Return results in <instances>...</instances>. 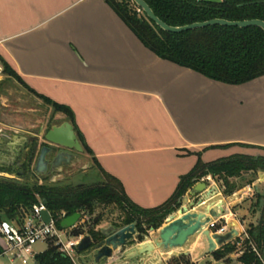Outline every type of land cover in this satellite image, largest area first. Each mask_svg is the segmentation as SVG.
<instances>
[{
    "label": "crops",
    "instance_id": "obj_1",
    "mask_svg": "<svg viewBox=\"0 0 264 264\" xmlns=\"http://www.w3.org/2000/svg\"><path fill=\"white\" fill-rule=\"evenodd\" d=\"M0 58L34 96L70 109L74 122L61 114L90 152L84 151L144 209L169 201L182 177L198 164L199 154L206 164L264 155V77L228 85L163 60L105 0H0ZM227 145L234 146L223 147ZM203 179L220 193L192 212L207 213L210 206L239 233H247L250 225L241 211L256 209L253 200L264 186V172L231 195L211 175ZM195 185L182 198L183 205ZM250 186L255 190L251 196H235ZM168 219L155 232L151 228L143 242L155 241ZM208 247L198 234L182 249H156L133 261L115 252L101 264H170L181 256L192 264H242L237 252L229 262H217ZM6 249L0 235V264H14L13 258L2 263L10 256Z\"/></svg>",
    "mask_w": 264,
    "mask_h": 264
},
{
    "label": "trees",
    "instance_id": "obj_2",
    "mask_svg": "<svg viewBox=\"0 0 264 264\" xmlns=\"http://www.w3.org/2000/svg\"><path fill=\"white\" fill-rule=\"evenodd\" d=\"M105 1L145 47L163 60L228 85H243L264 77V31L259 27L210 26L179 34L170 33L151 21L133 0ZM144 1L159 19L172 27L215 19L264 21V0ZM0 64L6 78L15 79L27 88L21 77L6 61L0 58ZM37 97L51 105L57 113L66 114L69 120L74 122V115L69 108L40 95ZM77 138L83 149L90 152L80 134ZM232 146L234 145L223 147ZM37 147V143L31 147L19 171L6 169L10 174H20V179L0 178V221L21 224L23 219L19 217V212L23 208L30 213L35 206L43 205L61 228L60 224L66 217L80 213L82 218L72 230V235L90 237L94 245L104 240L99 227L106 221L105 210L110 207L120 212L113 226L119 228L135 224L139 234L138 240L143 242L149 230L161 228L165 220L181 206L182 198L189 189L205 176L211 175L217 179L225 194L231 195L239 188L237 189L230 179L243 178L249 174L251 180L247 185H250L256 180L259 172H264V155L259 157L235 155L206 164L199 154L198 164L190 174L182 177L173 197L158 208L144 209L128 197L122 183L105 172L96 159L94 161L104 178L103 182L72 184L68 183L67 178L57 180H52V176L34 178L30 157L36 152ZM262 150L264 151V148ZM247 233L249 239L243 244L244 254L239 257V262L263 264L257 252L262 254L264 251V218L261 225H250ZM239 243L240 240L236 239L220 247L212 254L213 258L217 262H229L231 254L238 250ZM90 252L92 250L82 253L77 251V255L79 257ZM35 262L36 264H74L55 244H51L43 253L37 254ZM101 263L102 261L97 264ZM170 264L192 263L186 256H181L172 259Z\"/></svg>",
    "mask_w": 264,
    "mask_h": 264
},
{
    "label": "water",
    "instance_id": "obj_3",
    "mask_svg": "<svg viewBox=\"0 0 264 264\" xmlns=\"http://www.w3.org/2000/svg\"><path fill=\"white\" fill-rule=\"evenodd\" d=\"M133 1L140 10L146 13L151 21L170 33L179 34L210 26L259 27L264 31V21L262 20L227 21L215 19L182 27H172L159 19L144 0ZM38 137H40V134H38ZM44 139V145L39 146L38 144L36 152L31 154L32 171L36 179L42 176H52V180H55V175L63 168L71 167L78 161V154L83 153L84 149L77 138L74 127L68 122L52 127L45 134ZM27 143L28 138H23L0 145V154L10 160V166L15 164L18 168H21L31 148V144ZM20 177V174L16 175L17 179H20ZM0 178L5 177L0 175ZM219 193L220 191L218 190L211 191L207 182H197L189 192L191 200L189 201V198H187L185 205L181 204L169 216L167 225L158 231V238L155 241L139 242L136 246H133L138 241L139 236L135 224L119 228L111 226L102 230L104 240L101 243L94 245L90 237H85L78 246L77 251L82 253L93 250L96 263L113 258L115 252H121L128 261H133L142 256H152L156 249H182L191 238L201 234L208 243V254H213L220 247L235 240L239 236V232L234 229L224 235L212 234L207 225L212 218L219 217L221 214L210 206L207 207V213H197L192 212V210L211 202ZM19 217L22 219L26 217L24 208L19 212ZM41 218L44 223L49 224L51 222L50 212L44 209L41 212ZM81 218L82 215L80 213L73 214L66 217L61 222L60 227L63 230L73 229L78 225ZM258 225H261V221L258 222ZM153 231L155 232L156 230L153 229Z\"/></svg>",
    "mask_w": 264,
    "mask_h": 264
},
{
    "label": "rangeland",
    "instance_id": "obj_4",
    "mask_svg": "<svg viewBox=\"0 0 264 264\" xmlns=\"http://www.w3.org/2000/svg\"><path fill=\"white\" fill-rule=\"evenodd\" d=\"M206 1L220 2L221 0ZM63 117V114L57 113L51 105H48L44 100L34 96L19 81L4 77V82L0 86L1 133L7 134L15 140H21L23 138H29L34 134H40V137L38 138V144L44 145L45 134L52 127L63 124L65 122ZM78 158V161L75 162L73 166L63 168L59 173H57V175H55V179L57 180L67 178L69 179L68 183L72 184H79L81 182H87L91 184L104 181V178L101 176L95 161L90 154L84 151L83 153L78 154ZM0 174L8 178L15 176L6 172V168H1ZM249 180H251V177H243L235 181L234 184L237 186V189L239 188L236 192H241ZM258 195L259 194H256L255 200H253L254 204L252 206L258 204L253 213H248L247 210L241 211L242 216L245 217V224L247 226L257 225L258 210L260 209L262 203L259 201ZM119 215V210L115 209L114 207L108 208L105 210L106 221L102 223V226H113V223L116 222ZM250 221L252 222L250 223ZM62 235L65 241L72 237V235L70 236L69 230L63 231ZM51 244H54V242L50 241L48 243H37L34 246L33 251L35 254L43 253ZM243 247L245 246L243 245ZM8 258L11 259L12 256L5 258L2 263H10ZM14 261V264H23L18 258ZM77 263L97 264L95 261V252L92 250V252L89 254L79 256ZM31 264H34L33 260H31Z\"/></svg>",
    "mask_w": 264,
    "mask_h": 264
},
{
    "label": "built area",
    "instance_id": "obj_5",
    "mask_svg": "<svg viewBox=\"0 0 264 264\" xmlns=\"http://www.w3.org/2000/svg\"><path fill=\"white\" fill-rule=\"evenodd\" d=\"M2 71L3 70L0 66V74ZM0 175L3 176L2 174ZM12 178L17 179L16 175ZM207 179H210V177H207ZM203 180L205 181L206 179ZM246 190L247 191L239 193L238 196L235 194V196L240 198L249 197L255 191L251 186ZM44 209L46 208L43 205L35 206L30 213L26 212V217L21 224L10 221H0V235L7 245L5 254L12 256L14 260L17 258L20 259L23 264H31V260L36 264L35 257L37 254L33 251L34 246L40 242L48 243L53 241L54 244L59 247L61 252L70 257L74 264H78L77 248L85 236H73V228L69 229L70 236L72 235V237L65 241L62 232L66 230L58 227L57 221L52 215L49 224L43 222L41 212ZM221 218L222 217L216 218L207 225V228L212 234L224 235L234 229V227L229 225L225 219L223 220ZM235 239L240 240V243L238 244L239 248L236 252L238 253V256H242L244 254L243 244L249 239L248 233L243 229ZM257 254L263 262L262 254H259L258 252Z\"/></svg>",
    "mask_w": 264,
    "mask_h": 264
},
{
    "label": "flooded vegetation",
    "instance_id": "obj_6",
    "mask_svg": "<svg viewBox=\"0 0 264 264\" xmlns=\"http://www.w3.org/2000/svg\"><path fill=\"white\" fill-rule=\"evenodd\" d=\"M38 134H34L31 137L28 138V143L31 144L30 146L33 147L36 143L38 145ZM17 141V140H15ZM9 139H6L5 137H2V139L0 140V145H5L7 143H11V142H15ZM27 143V144H28ZM39 146H42V144H39ZM31 149V148H30ZM10 160L4 156L3 154H0V169L1 168H6V169H11L14 171H19L21 168H18L15 164L10 166ZM258 198L259 201H261V206L260 209L258 210V221H257V226H258V222L263 221L264 218V186L262 188V190L260 191V193H258ZM264 252V251H263ZM263 252H262V256H263Z\"/></svg>",
    "mask_w": 264,
    "mask_h": 264
}]
</instances>
